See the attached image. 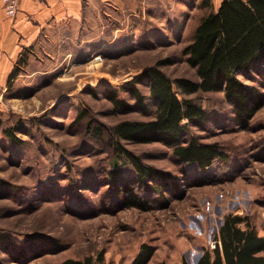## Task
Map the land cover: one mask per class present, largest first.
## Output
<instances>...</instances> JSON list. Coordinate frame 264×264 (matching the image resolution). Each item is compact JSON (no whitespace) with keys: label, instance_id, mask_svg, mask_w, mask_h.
I'll return each instance as SVG.
<instances>
[{"label":"rangeland","instance_id":"rangeland-1","mask_svg":"<svg viewBox=\"0 0 264 264\" xmlns=\"http://www.w3.org/2000/svg\"><path fill=\"white\" fill-rule=\"evenodd\" d=\"M118 1L84 0L80 18L22 50L14 67L22 54L27 63L0 88V234L9 236L0 264H61L102 251L105 264H132L145 242L157 248L148 264H195L230 213L248 215L264 235V106L244 129L223 91L188 96L208 114L189 135L218 142L228 158L202 171L160 142L123 141L176 181L149 194L147 209L125 205L118 187L137 171L116 156L110 130L149 116L116 108L106 93L159 61L171 79L200 80L185 48L207 9L201 0ZM211 1L218 9L222 0ZM20 3L10 17L3 0L9 18ZM241 78L264 91V65ZM119 97L135 103L126 91ZM90 120L102 135L88 131Z\"/></svg>","mask_w":264,"mask_h":264},{"label":"trees","instance_id":"trees-1","mask_svg":"<svg viewBox=\"0 0 264 264\" xmlns=\"http://www.w3.org/2000/svg\"><path fill=\"white\" fill-rule=\"evenodd\" d=\"M200 4L207 11L185 48L188 62L196 68L200 80L171 79L160 69L162 62L159 61L121 87V91L130 93L135 103L121 99L118 89L106 93L116 108L124 112L138 110L149 116L142 120H122L110 130L109 142L116 156L125 155L137 171L136 177L122 180L118 187L126 206L147 209L151 206L150 195L165 193L176 186V181L167 172L146 164L140 155L125 147L123 141L160 142L172 148L182 161L196 163L204 171L228 156L218 142H203L189 135L190 125L204 121L208 114L188 96L199 91H223L237 124L244 129L251 127L252 119L264 106V91L241 78V75L251 77L253 70L260 71L264 65V0H222L218 9L211 0H201ZM27 58L22 54L10 73L9 84L18 76ZM141 84L148 87L149 98ZM87 128L93 134L104 132L101 126L93 128L92 120ZM8 239L9 236L0 234V240ZM216 240L220 243L204 250L195 264H264V235L259 234L248 215L227 214ZM156 249L155 245L143 243L132 264H148ZM61 264H105V253L102 251L97 257L91 254L68 258ZM182 264L191 263L184 258Z\"/></svg>","mask_w":264,"mask_h":264},{"label":"crops","instance_id":"crops-1","mask_svg":"<svg viewBox=\"0 0 264 264\" xmlns=\"http://www.w3.org/2000/svg\"><path fill=\"white\" fill-rule=\"evenodd\" d=\"M120 2L123 4L124 0L117 3ZM84 5V0H21L17 17L11 19L0 0V88L6 86L25 47L45 37L54 24H64L71 17L80 18Z\"/></svg>","mask_w":264,"mask_h":264},{"label":"built area","instance_id":"built-area-1","mask_svg":"<svg viewBox=\"0 0 264 264\" xmlns=\"http://www.w3.org/2000/svg\"><path fill=\"white\" fill-rule=\"evenodd\" d=\"M19 3L20 0H4L6 12L10 17L16 16L19 8ZM218 242L220 243V241L216 240L212 246L215 248Z\"/></svg>","mask_w":264,"mask_h":264}]
</instances>
